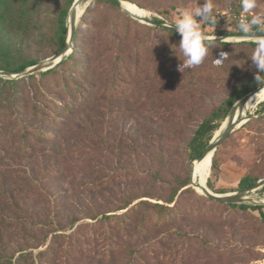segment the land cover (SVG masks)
<instances>
[{
	"label": "trees",
	"instance_id": "trees-1",
	"mask_svg": "<svg viewBox=\"0 0 264 264\" xmlns=\"http://www.w3.org/2000/svg\"><path fill=\"white\" fill-rule=\"evenodd\" d=\"M74 1L69 0L57 16L48 39V45L53 47L51 56L66 44L67 19ZM124 1L147 10L137 0ZM31 2L0 0V36L12 23V10L20 9L15 15L18 23L27 21ZM151 18L164 23L158 17ZM241 34L244 33L237 28L220 35ZM180 40L179 34L135 20L116 0H91L79 17L73 48L66 59L46 72L25 78L0 77V158L9 150L26 158L38 151L43 153L45 148L53 150L68 124L80 114L90 113L95 94L106 95L112 102L141 93L149 96L157 90L158 79L140 89V80L148 78L144 62L158 59L160 66H180L185 60L179 49ZM254 47L255 42L244 41L214 42L210 48L201 74L222 77L221 84L233 89L195 130L188 145L191 161L203 155L232 108L247 94L264 86V82L257 84V69L249 59ZM221 51L228 53V57L222 66H216L214 60ZM38 62L26 56H10L1 50L0 44V71L18 73ZM25 81H30V90L19 91L17 87ZM259 104L255 115L258 117L242 127L256 122L260 143L264 144V102ZM217 168L216 151L210 177L215 176ZM127 171L128 168L121 169L120 177ZM262 176L244 175L237 189H251ZM138 179L150 180V188L141 193L128 191L119 199L90 205L80 211L79 218L68 221L55 212L52 219L48 214L38 221L32 213L21 210L20 218L0 224V264H201L204 256H209L205 264H215L224 258V251L201 234L189 232V220L214 221L217 217L213 209L227 207L239 212L256 210L264 222V205L214 201L191 187L190 174L167 178L161 171L150 169L143 170ZM207 187L215 191L210 178ZM38 190L30 192L32 200L39 196ZM260 191L264 192V186ZM13 245L17 247L11 251ZM213 253L215 258L210 256Z\"/></svg>",
	"mask_w": 264,
	"mask_h": 264
},
{
	"label": "rangeland",
	"instance_id": "rangeland-1",
	"mask_svg": "<svg viewBox=\"0 0 264 264\" xmlns=\"http://www.w3.org/2000/svg\"><path fill=\"white\" fill-rule=\"evenodd\" d=\"M68 1L32 0L24 23L15 20L20 9L12 10V23L0 36L1 50L10 56H26L39 62L51 57L53 47L48 45V39ZM137 2L147 10L131 5L148 17H158L166 24L175 25L180 19V9H194L202 6L204 0ZM212 3L214 14L218 17V13H224V16L214 27L203 25L205 34L220 37L222 33L236 31L241 18V0H212ZM161 10L166 12L162 14ZM256 11L264 13V0H259ZM78 23L79 19L77 26ZM205 66L206 62L190 68L160 66L158 59L146 60L144 69L148 78L140 80V89L158 79L157 90L149 96L141 93L112 102L106 95L95 94L90 113L80 114L70 122L60 133L53 150L45 148L43 153L38 151L30 158L12 150L5 152L0 158V224H10L20 218L21 210L32 213L38 221L48 214L52 219L53 212L65 221L79 218L80 211L90 205L119 199L128 191L141 193L150 188V180L138 179L143 170H159L167 178L192 175L189 142L211 110L221 105L233 89L221 84L222 77L201 74ZM37 80H40L38 76ZM17 88L29 91L30 81ZM257 106L247 115L255 116ZM216 151L218 168L215 176H209L212 169L208 174L217 193L212 192H238L239 180L248 173L264 177V144L260 143L256 122L237 129ZM124 168L129 171L120 177V170ZM37 188L39 196L32 200L30 192ZM248 197L246 205H264V192L260 188ZM213 211L216 220H189L188 224L189 232L201 234L224 251V258L215 264H264V222L258 211H231L227 207H215ZM16 247L13 245L11 251ZM214 253L210 254L213 258ZM208 257L204 256L201 264L207 263Z\"/></svg>",
	"mask_w": 264,
	"mask_h": 264
},
{
	"label": "clouds",
	"instance_id": "clouds-1",
	"mask_svg": "<svg viewBox=\"0 0 264 264\" xmlns=\"http://www.w3.org/2000/svg\"><path fill=\"white\" fill-rule=\"evenodd\" d=\"M241 18L237 21V28L241 33H251L254 30L264 32V13L256 11L259 8V0H241ZM212 0H204L202 6L194 9H180V19L174 26L176 32L181 36L179 49L185 60L180 68L199 67L209 55L210 48L214 47L216 37L206 35L203 25L216 26L218 17L214 14ZM251 13V16L247 14ZM255 47L249 58L257 72L255 80L258 85L264 82V36L254 37ZM228 53L221 51L219 58H215L214 64L222 66Z\"/></svg>",
	"mask_w": 264,
	"mask_h": 264
},
{
	"label": "water",
	"instance_id": "water-1",
	"mask_svg": "<svg viewBox=\"0 0 264 264\" xmlns=\"http://www.w3.org/2000/svg\"><path fill=\"white\" fill-rule=\"evenodd\" d=\"M86 1L89 2L91 0H75L74 1L73 5L69 11V15H68V19H67V28H68L67 41H66V44L61 48L60 51H58L53 56H51V57H49L43 61L38 62L36 65L29 67L25 70H22L18 73L0 71V77L6 78V79L24 78L26 76H30V75H33V74L38 73V72H46V71L56 67L64 59H66L68 57V55L70 54V52L72 51V48H73V39H74V35L76 32V28H77V22L79 19L78 8L82 4H84ZM116 1L121 6L123 11L128 13L130 16H132L135 20L139 21L140 23L150 25V26L164 28V29H167L173 33L178 34L176 32L175 28L169 27V26H173V25L156 22L155 20H153L151 17H148V16H144V17L134 16L132 13H130L127 9H125L123 7L122 3L126 2V1H124V0H116ZM88 4L89 3L85 4V7ZM83 12H84V10H83ZM257 36H264V32H251V33H247V34L244 33L241 35L220 36V37H216V40L214 42H242V41H253V42H255L254 37H257ZM262 89H264V86H262V87L256 89L255 91L247 94L232 108L228 119L224 122L223 129L221 127L220 128L221 131L219 130L221 132L219 137L215 138V136H214V138L210 142L209 146L207 147V149L205 150L203 155L200 158L193 160L192 163L194 161L201 162L202 160L205 159V157L211 151L216 152V150L221 145V143L224 140H226L231 134H233L237 129H239L240 127L245 125L250 119L258 117V116L254 117V116H250V115H246L245 117H242V116L235 117L234 113H235L236 109L242 110L245 107V105L248 103V101L250 99H252ZM192 176H193V174L191 175V185L196 188L195 183L192 179ZM262 186H264V178L260 179L258 182H256L251 189L246 190V191H238V192L233 193V194H216V193L212 192L207 186L200 188L201 189L200 191L206 197H208L214 201L220 202V203H224V204H245L246 201L249 200V199H246V198H249L248 194H250L252 191L258 190ZM254 204H260V203H254ZM262 204H264V202Z\"/></svg>",
	"mask_w": 264,
	"mask_h": 264
},
{
	"label": "bare ground",
	"instance_id": "bare-ground-1",
	"mask_svg": "<svg viewBox=\"0 0 264 264\" xmlns=\"http://www.w3.org/2000/svg\"><path fill=\"white\" fill-rule=\"evenodd\" d=\"M122 4H123L124 8L127 9L134 16H138V17L147 16L146 13L139 11L138 10L139 8L138 9L135 8L134 6L129 4L128 2H123ZM84 8H85L84 4H82L78 8V16L82 13ZM263 101H264V89H262L252 99H250L242 110L238 109L236 116L235 115L234 116L235 117H240V116L245 117L251 109L255 108L260 102H263ZM220 133H221L220 131H217L215 134V138L219 137ZM214 154H215V152L211 151L208 153V155L205 157V159L202 160L201 162L194 161L192 163V174H193L192 179H193L194 183L196 184L195 186H197L196 189L199 192H201L200 188L207 186L208 174L210 171V167L212 165V158L214 157Z\"/></svg>",
	"mask_w": 264,
	"mask_h": 264
},
{
	"label": "built area",
	"instance_id": "built-area-1",
	"mask_svg": "<svg viewBox=\"0 0 264 264\" xmlns=\"http://www.w3.org/2000/svg\"><path fill=\"white\" fill-rule=\"evenodd\" d=\"M220 15H218V21H221L223 16H224V13H218ZM239 19H240V16H239Z\"/></svg>",
	"mask_w": 264,
	"mask_h": 264
},
{
	"label": "crops",
	"instance_id": "crops-1",
	"mask_svg": "<svg viewBox=\"0 0 264 264\" xmlns=\"http://www.w3.org/2000/svg\"><path fill=\"white\" fill-rule=\"evenodd\" d=\"M264 211V210H263Z\"/></svg>",
	"mask_w": 264,
	"mask_h": 264
}]
</instances>
